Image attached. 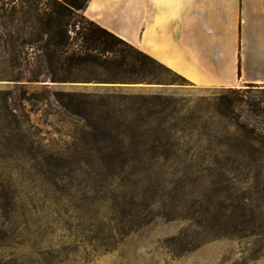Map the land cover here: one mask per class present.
Instances as JSON below:
<instances>
[{"label":"rangeland","instance_id":"1","mask_svg":"<svg viewBox=\"0 0 264 264\" xmlns=\"http://www.w3.org/2000/svg\"><path fill=\"white\" fill-rule=\"evenodd\" d=\"M23 1L0 0V264H264V154L250 163L235 153L264 119L239 99L264 107V85L195 87L155 61L129 80L93 79L103 70L89 66L76 79L15 81L9 37L28 30L14 18ZM85 18L66 16L69 39ZM54 91L114 108L115 128L132 137L112 151L115 168Z\"/></svg>","mask_w":264,"mask_h":264},{"label":"crops","instance_id":"2","mask_svg":"<svg viewBox=\"0 0 264 264\" xmlns=\"http://www.w3.org/2000/svg\"><path fill=\"white\" fill-rule=\"evenodd\" d=\"M84 15L195 87L264 85V0H87Z\"/></svg>","mask_w":264,"mask_h":264},{"label":"trees","instance_id":"3","mask_svg":"<svg viewBox=\"0 0 264 264\" xmlns=\"http://www.w3.org/2000/svg\"><path fill=\"white\" fill-rule=\"evenodd\" d=\"M53 1L59 5V8H42L34 1L24 0L23 2L27 5V9L21 12L19 17H14L12 13L14 7L9 10L8 14L11 20L14 17L16 21H19L28 29L23 31L24 33H19L26 36L19 44H17L20 39L19 34L16 37L12 35L9 37L10 55L8 61L12 68L17 70L13 80L36 81L40 76L48 77V74H50V78L58 79L59 81L76 79L77 77L73 76L72 72L89 66L103 70L104 75L94 76L92 77L93 79L116 81L127 80L128 78L129 80L131 77H125L124 75L132 74L131 71L135 72V68L138 71L147 68V61L159 63L88 18L83 21H77V28L73 30L74 36L69 39L67 32L68 21L65 18L73 10L84 11L87 0ZM0 11L6 12V9L1 6ZM44 36L46 37L44 47V57H46L45 62L47 64L46 71H43L42 62L40 61V55H42L43 50H41L40 45L39 47L36 46L43 40ZM124 46L129 50L127 51ZM31 47L34 50L31 51L29 49ZM59 69L67 72V77H55L54 74ZM140 77L145 80L147 74L142 72ZM246 86L257 85L247 84ZM226 89L230 93L238 91L237 88L229 87ZM53 94L60 107L86 119L87 125L90 127L88 134L93 142L91 150L103 160L102 166L109 170L115 168L116 162L111 155L116 151L118 152L119 149H123L124 143L131 140L132 137L129 136L125 129L124 131H119L115 128L116 125L113 123V116L110 113L114 111V108L112 107V110H110L108 102H98L92 105V101L89 102L77 97L74 93L54 91ZM239 101L247 105L250 111H253L256 115L264 112L261 100L241 96ZM1 106L3 110L7 109L6 102L3 101ZM249 124L251 125V128H249L250 133H255V136L252 137L253 141L248 143L244 149L236 150L235 153L241 156L246 155L250 163H260L264 154V141L262 140L264 138L262 136L264 135V119L254 121V123L250 122ZM244 125L246 123H241L238 124V127L242 128ZM16 129H19V125ZM128 145L131 146L133 143ZM122 152L125 153V150H122Z\"/></svg>","mask_w":264,"mask_h":264}]
</instances>
